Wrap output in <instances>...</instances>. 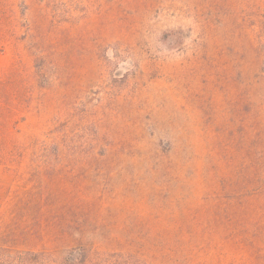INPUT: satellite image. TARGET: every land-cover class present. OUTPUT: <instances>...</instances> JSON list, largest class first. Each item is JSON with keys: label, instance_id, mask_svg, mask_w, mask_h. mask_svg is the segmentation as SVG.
Instances as JSON below:
<instances>
[{"label": "rangeland", "instance_id": "1", "mask_svg": "<svg viewBox=\"0 0 264 264\" xmlns=\"http://www.w3.org/2000/svg\"><path fill=\"white\" fill-rule=\"evenodd\" d=\"M0 248L264 264V0H0Z\"/></svg>", "mask_w": 264, "mask_h": 264}, {"label": "trees", "instance_id": "2", "mask_svg": "<svg viewBox=\"0 0 264 264\" xmlns=\"http://www.w3.org/2000/svg\"><path fill=\"white\" fill-rule=\"evenodd\" d=\"M85 255L80 260V264H137L131 257L119 254L103 256L96 260H90L89 256L87 254ZM65 261L71 264L75 263L76 258L74 257V253H70ZM0 264H48V262L42 253L10 252L0 248Z\"/></svg>", "mask_w": 264, "mask_h": 264}]
</instances>
